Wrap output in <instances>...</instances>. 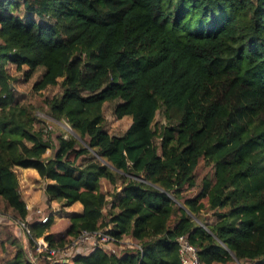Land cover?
<instances>
[{"label": "trees", "instance_id": "1", "mask_svg": "<svg viewBox=\"0 0 264 264\" xmlns=\"http://www.w3.org/2000/svg\"><path fill=\"white\" fill-rule=\"evenodd\" d=\"M8 65L60 92L36 107ZM108 113L131 119L123 134ZM19 169L51 220L82 205L65 235L28 210ZM0 206L3 264H185L180 239L200 264H264V0H0ZM100 231L141 250L37 251Z\"/></svg>", "mask_w": 264, "mask_h": 264}, {"label": "rangeland", "instance_id": "2", "mask_svg": "<svg viewBox=\"0 0 264 264\" xmlns=\"http://www.w3.org/2000/svg\"><path fill=\"white\" fill-rule=\"evenodd\" d=\"M7 69H8L9 74L13 77V84H14L16 90L20 94L25 95L27 97V100L29 102H31L32 104H34L36 107L45 109V104H44L45 98L49 95H54V94L60 92V87H57V88L52 89L51 91L38 93L33 89V86H34L36 79H33L31 81H26L23 73L16 72V68L13 65H8ZM41 116H43V115H41ZM46 118L48 120L47 123H48L49 129L54 130L55 133L58 134L59 129L65 130L66 131L65 132V138H68L69 135L72 134L71 132H69V128L65 122L64 123L63 122L58 123V122L53 121V119H51L49 117H46ZM160 118L161 117L158 116V120H160ZM106 119H107L106 120L107 121V129L113 135L123 134L131 124L130 118H125L123 120H116L110 113L107 114ZM31 170H33V169H31ZM26 173H28V172H26ZM20 178L22 179V176H20ZM23 179H24V181L22 183H24V185L22 184V187H23L22 188V194L25 197L26 189L28 187H31L33 184H35L34 183L35 181H34V178L31 176V174L23 175ZM35 187H39L41 190H44L45 183L44 182L39 183V184L36 183ZM102 189L105 192H112L113 191V187L110 186L106 181L102 182ZM37 208H38L37 206L35 208H33L31 213H33V211L36 210ZM39 208L45 210V209H47V206H43V207H39ZM56 208H58V207L56 206L55 209ZM48 211L49 210H47L46 212L48 213ZM82 211H83L82 205L79 203L74 205L71 208H66L65 210H62L59 212H55V210L53 209V213H52V217H51L52 220L49 219V221L47 222V223L51 222L50 231L54 232L58 237L65 235L68 228H69V225H70V218L72 216L81 214ZM8 227L9 226H7V228ZM3 228L5 229L6 227H3ZM42 239H44V238H42ZM123 241H124V243L122 245L123 247L119 246V245H112L114 248L117 249V253H121L122 251H125V250L127 251L130 249L138 248V244L131 238L126 237ZM28 246H29V243H28ZM29 249H30V247H29ZM96 250L97 249H92V252H94ZM12 251H14V249L11 248L9 250V253H11ZM5 258H6V256L1 251V248H0V264H3ZM186 260H187V262H190L189 258H186ZM34 264H46V263L44 260L36 258V260L34 261ZM232 264H235V263H232ZM236 264H238V263H236ZM246 264H250V263H246Z\"/></svg>", "mask_w": 264, "mask_h": 264}, {"label": "built area", "instance_id": "3", "mask_svg": "<svg viewBox=\"0 0 264 264\" xmlns=\"http://www.w3.org/2000/svg\"><path fill=\"white\" fill-rule=\"evenodd\" d=\"M66 125L69 128V132H71L70 126L66 123ZM55 212L61 211L60 208H54ZM37 214L42 215L41 216V223L46 224L50 216L49 214H44L43 210L38 208L36 210ZM22 233L24 234V237L29 239L31 238V232L28 227V225L25 222L18 221L16 223ZM27 242V241H26ZM180 242L182 244V254L184 257V263L185 264H200L199 260L196 257V251L195 249L188 244V242L185 239H180ZM124 241H118L115 238H113L111 235L104 233L102 231L95 232V233H89V232H83L78 239L74 240V242L65 248L64 250H49V245L44 239H38L36 242L37 245V251L39 254H42L44 252H49V257L47 258L50 261L54 262H66L69 263L71 260H73L78 255H87L90 252H92V249H104L107 252L110 253H117V249L114 248L112 245H119L122 246ZM126 243V242H125ZM29 247V246H28ZM123 247V246H122ZM138 249L141 250V247L138 246ZM30 254V251H29ZM31 255V254H30ZM187 255L191 256V262H187L186 258ZM36 258L32 257V261L34 262Z\"/></svg>", "mask_w": 264, "mask_h": 264}, {"label": "crops", "instance_id": "4", "mask_svg": "<svg viewBox=\"0 0 264 264\" xmlns=\"http://www.w3.org/2000/svg\"><path fill=\"white\" fill-rule=\"evenodd\" d=\"M50 154V153H49ZM48 154V155H49ZM20 176H22L21 182L24 181L23 175L25 174H31V176L34 178V183L31 187H26V194H25V201L27 203V208L29 211H31L36 206L43 207L47 205V199L45 196V188L44 190H41L39 187H35L36 183H43L44 181L41 180L39 174L35 170H29V169H19ZM28 172V173H26ZM45 183V182H44ZM24 185V183H22ZM46 185V184H45ZM27 196V197H26ZM38 198V199H37ZM40 200V201H39ZM39 202V203H38ZM38 204V205H37ZM0 228L7 227L10 223L9 219L6 217V214H4V210H2V206H0ZM53 208L56 207L55 204L52 205ZM83 210V207H82ZM27 241V240H26Z\"/></svg>", "mask_w": 264, "mask_h": 264}, {"label": "water", "instance_id": "5", "mask_svg": "<svg viewBox=\"0 0 264 264\" xmlns=\"http://www.w3.org/2000/svg\"><path fill=\"white\" fill-rule=\"evenodd\" d=\"M71 133L73 134V135H75L73 132H72V130H71ZM79 138V137H78ZM238 264H240V263H238Z\"/></svg>", "mask_w": 264, "mask_h": 264}]
</instances>
